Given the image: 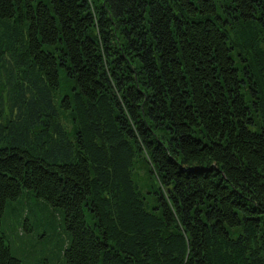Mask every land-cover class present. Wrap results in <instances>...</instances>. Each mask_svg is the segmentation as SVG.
<instances>
[{"label":"trees","instance_id":"16d2710c","mask_svg":"<svg viewBox=\"0 0 264 264\" xmlns=\"http://www.w3.org/2000/svg\"><path fill=\"white\" fill-rule=\"evenodd\" d=\"M23 189L62 264H264V0H0V264Z\"/></svg>","mask_w":264,"mask_h":264},{"label":"rangeland","instance_id":"374dc122","mask_svg":"<svg viewBox=\"0 0 264 264\" xmlns=\"http://www.w3.org/2000/svg\"><path fill=\"white\" fill-rule=\"evenodd\" d=\"M61 215L60 208L43 200L38 203L25 189L15 199L6 201L1 228L11 254L21 260L20 264H62V248L68 236Z\"/></svg>","mask_w":264,"mask_h":264}]
</instances>
